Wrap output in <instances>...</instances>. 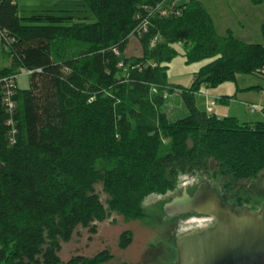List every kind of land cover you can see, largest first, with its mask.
I'll use <instances>...</instances> for the list:
<instances>
[{"label":"trees","instance_id":"trees-1","mask_svg":"<svg viewBox=\"0 0 264 264\" xmlns=\"http://www.w3.org/2000/svg\"><path fill=\"white\" fill-rule=\"evenodd\" d=\"M174 1L81 0L76 11L22 15L18 0H0V33L11 57L0 69V264H102L112 258L109 250L63 261L61 242L80 225L95 232L93 222L113 212L144 217L148 195L175 189L182 174L209 171L211 161L233 181L264 170V119L219 116L196 101L203 88L264 78V23L263 42L250 43L231 30L220 35L201 1ZM171 3L181 13L162 15ZM132 35L142 51L127 56ZM177 45L186 63L208 60L188 86L170 82ZM24 72L28 88L19 86ZM170 95L185 114L169 115ZM131 242L123 232L120 246Z\"/></svg>","mask_w":264,"mask_h":264},{"label":"rangeland","instance_id":"rangeland-1","mask_svg":"<svg viewBox=\"0 0 264 264\" xmlns=\"http://www.w3.org/2000/svg\"><path fill=\"white\" fill-rule=\"evenodd\" d=\"M23 15H30L35 8L44 9V7H53L56 9H82L81 0H18ZM205 7L214 15L218 23V29L223 30L222 35L227 34L224 31L226 26L236 24L238 18L241 17L237 4L240 7H245L251 11L254 9L253 4L246 0H199ZM238 1L240 3H238ZM172 4V3H171ZM170 5V4H168ZM42 6V7H41ZM49 6V7H47ZM261 9L264 12V2ZM77 13V12H76ZM248 30L242 31L244 33L249 31V35L255 38L256 31L254 26H248ZM253 40V39H252ZM263 42V40H260ZM180 52L170 63L169 78L172 83L188 86L191 84L194 73L208 60L200 62L186 63L183 56V49L181 45H177ZM142 51L141 43L134 35L130 36V42L126 51L127 56L139 55ZM4 52L6 48L3 45L0 35V68L10 64L11 58H5ZM8 55V54H7ZM26 73H22L18 79L19 83L24 81ZM23 79V80H22ZM206 88H203L205 92ZM212 91V92H211ZM210 93L218 95L220 98L213 99L209 105H204L203 99L197 94L196 101L199 108L206 109L208 113L209 107L215 108V104L223 97H234L232 109L228 111V103L218 102L220 109L218 113L222 116L238 114V118L244 120H258L255 113L261 115L264 119L263 108L254 113L245 109L243 101L248 103L255 102L264 105V100L260 101V97L264 96V78L253 74L242 76L238 82H226L217 88H210ZM174 93L180 94L178 90ZM235 105H241L244 110L241 112L235 110ZM255 105V104H254ZM256 106V105H255ZM206 107V108H205ZM166 109L170 116L177 117V114H185L186 108L183 102L178 98L169 97ZM231 112V113H230ZM243 113V114H242ZM227 114V115H226ZM234 116V115H233ZM216 162H210V169L206 172L185 173L179 177L175 189L166 192L165 194L152 193L148 195L143 205L145 207L146 215L142 218L127 219L122 214L113 212L102 221H94L96 231H92L91 227L78 226L73 237L65 242H61V250L59 252L63 261L69 260L74 255L95 256L96 254L109 250L112 258L102 264H177L176 242L178 237L185 232V227L176 222V218L170 219L165 214L164 205L169 203L174 196L181 195L184 190L189 189L197 184L206 182L211 186H216L218 190L226 191L230 195L239 197L243 201H252L254 203V196L259 185L257 183L260 178H250L247 180H234L232 176L216 173ZM264 170L261 172L263 173ZM260 173V174H261ZM96 192L99 194L102 202L108 208L107 200L109 194L105 192L102 181L95 184ZM183 224L182 226H184ZM129 231L132 235V242L127 248L120 246L121 235L123 232Z\"/></svg>","mask_w":264,"mask_h":264},{"label":"water","instance_id":"water-1","mask_svg":"<svg viewBox=\"0 0 264 264\" xmlns=\"http://www.w3.org/2000/svg\"><path fill=\"white\" fill-rule=\"evenodd\" d=\"M163 207L170 219L190 211L214 218L212 225L178 237L177 264H264V212L247 206L236 210L207 186Z\"/></svg>","mask_w":264,"mask_h":264},{"label":"crops","instance_id":"crops-1","mask_svg":"<svg viewBox=\"0 0 264 264\" xmlns=\"http://www.w3.org/2000/svg\"><path fill=\"white\" fill-rule=\"evenodd\" d=\"M248 1H250V3L251 4H253V10L251 11L250 9H248V8H245V7H240L238 4H237V8L236 9H238V11H239V13H240V15H241V17L240 18H238V20H237V23L236 24H231V26H226L225 28H224V31L225 32H227L228 30H231L232 32H233V34L237 37V38H239V39H241V40H243V41H246V42H250V43H261L260 42V40H263V38H262V34H261V31H260V28H261V25L264 23V12H263V10L261 9V6H262V3L261 4H254L253 2H252V0H246L245 1V3H248ZM238 3H240L239 1H238ZM18 4H19V1H18ZM204 5V4H203ZM205 6V5H204ZM19 7H20V5H19ZM42 7V6H41ZM47 7H49V6H47ZM54 7V6H53ZM53 7H49V8H46V7H44V9H54V10H59V9H61V8H59V9H56V8H53ZM41 9H43V8H41ZM207 9V8H206ZM20 10H21V12H22V9L20 8ZM40 10V8H35L34 10H33V12L32 13H34V12H36V11H39ZM208 10V9H207ZM208 12L212 15V17H213V19H214V22H215V27H216V30H217V32L220 34V35H222V33H223V30L222 31H220L219 29H218V23H217V20L215 19V17H214V15L208 10ZM22 14V13H21ZM23 15V14H22ZM254 26V29H255V31H256V35H255V38H249V37H252L251 35H249V31L248 32H246V33H244V32H242V31H245V30H248V26ZM253 39V40H252ZM4 57H3V60H5V58H11L10 56H9V54L7 53V52H4ZM8 54V55H7ZM11 60V59H10ZM10 64H11V61H10ZM9 64V65H10ZM9 65H7V66H9ZM4 67H6V66H4ZM3 67V68H4ZM0 69H2V68H0ZM23 80V79H22ZM171 82V81H170ZM175 84V83H174ZM19 86L21 87V88H28L29 87V77H28V75H26V77L24 78V81L23 82H21V83H19ZM209 90L210 89H206L205 90V92H203V93H201L199 96H198V98H202L203 99V101H204V105H209V103H210V101L211 100H213V99H218V98H220V97H222V96H218V95H216V94H212V93H210L209 92ZM212 92V91H211ZM264 100V96H261L260 97V101H263ZM233 101H235V98L233 97V98H229L227 101H226V103H228V105H226V106H228V111L227 112H229V110L230 109H232V106H234L233 105ZM209 102V103H208ZM243 103V105H244V107H245V109L246 110H248V111H250L249 110V108H248V106H247V104H255L256 106H258V107H260V108H263L264 107V105L263 104H260V103H255V102H250V103H248V102H246V101H243L242 102ZM219 103L218 102H216V104H215V108H214V112L216 113V114H218L219 116H222V115H220L219 113H218V110L220 109V106L218 105ZM206 108V107H205ZM207 109V108H206ZM235 110H237V111H239V112H241L242 110H244V108L241 106V105H235ZM231 113V112H230ZM243 114V113H242ZM257 116H259L258 117V119H261V115H259V114H257V113H255ZM227 115V114H226ZM234 116H238V114H233ZM233 115H231V116H233ZM240 119V118H239ZM242 121V120H241ZM244 121H254V120H244Z\"/></svg>","mask_w":264,"mask_h":264},{"label":"flooded vegetation","instance_id":"flooded-vegetation-1","mask_svg":"<svg viewBox=\"0 0 264 264\" xmlns=\"http://www.w3.org/2000/svg\"><path fill=\"white\" fill-rule=\"evenodd\" d=\"M257 178H260L257 183H259L257 189H256V193H254L252 195V197L254 196V203H252V201H243L241 200L239 197H235L233 195H230L228 192H226L225 190H218V188L216 186H211L210 184L203 182L200 184H197V186H193L189 189H186L183 191V193L181 195L178 196H174L171 201L176 198V197H182L184 195H193L194 192L199 188V187H211V188H215L218 192V194L220 195V197L222 198L223 202L226 204H232L235 206L236 210L241 211L244 207H249L250 210L252 211H261L264 212V172L259 174V176ZM172 218H176V222L178 223V225L180 224L181 227H185V232H190V231H194V230H201L202 228H204L205 226H209L212 225L214 223V218L211 215H206V214H199L195 211H190L186 214H182V215H174L172 216ZM183 224H185L184 226H182ZM182 235V234H181ZM180 235V236H181Z\"/></svg>","mask_w":264,"mask_h":264},{"label":"built area","instance_id":"built-area-1","mask_svg":"<svg viewBox=\"0 0 264 264\" xmlns=\"http://www.w3.org/2000/svg\"><path fill=\"white\" fill-rule=\"evenodd\" d=\"M177 1L178 0H176V1H174V2H176L177 3ZM173 2V3H174ZM175 7V5H173L172 4V6L171 7H169V8H163L162 10H161V13H162V15H169V14H180L181 12H180V10L179 9H173ZM144 21H146L147 22V19H145ZM145 22V23H146ZM146 28V24L144 25V29ZM0 35H1V33H0ZM156 41H157V38H154V40L152 41V45H155L156 44ZM31 71H28V72H26V73H30ZM4 94H5V101H6V103H7V108L8 109H10V111L14 108V104H13V101H12V95H13V90H12V84L9 82V81H7L6 80V82L4 83ZM250 109H251V111L252 112H255V111H258V110H260L257 106H255L254 104H251L250 105ZM208 111L210 112V113H212V112H214V109L213 108H211V107H209V109H208ZM8 124H10V125H13V121H12V119H9L8 120ZM13 135H14V133L16 132V130L13 128V129H11V131H10ZM12 140H13V136H12Z\"/></svg>","mask_w":264,"mask_h":264}]
</instances>
